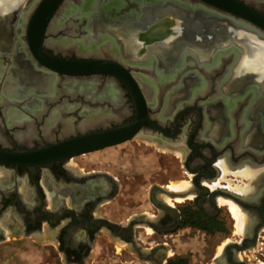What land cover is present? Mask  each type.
<instances>
[{"label":"flooded vegetation","instance_id":"1","mask_svg":"<svg viewBox=\"0 0 264 264\" xmlns=\"http://www.w3.org/2000/svg\"><path fill=\"white\" fill-rule=\"evenodd\" d=\"M98 1L103 2L104 0ZM241 1L264 13V2ZM85 3L87 13L90 4ZM65 4L66 0H59L55 5L54 11L47 21L46 33L41 38L40 48L42 50L58 59L104 58L113 61L125 70L120 71L123 75L128 72L135 79L138 75L145 80H150L149 77L151 76L146 75L145 68L141 65L142 61L132 59L125 53L127 51L125 43L118 39L116 34L129 24L131 26L139 24L144 11L150 8H165L169 4L155 2V0H125L124 5L119 10L117 9L116 13H101L96 16L100 21L102 20L101 22L110 23L112 31H116L115 37L119 41L120 50L125 53V57L122 56V58H117V56L106 52L81 54L74 47L60 48L54 44L55 39L66 35L75 38L76 34L75 39H78L85 36L89 31V17L72 15H69L71 20H66V24L75 29V35L72 34L71 36L68 33V27L55 31L49 29L48 26L53 23L54 18L58 17ZM190 5L193 8H200V5L197 4ZM130 11L132 13L128 14L127 12ZM15 20L14 14L7 27L3 29L1 24L4 22V18L0 14V89L6 75L10 77L8 78L10 85L19 82L16 86L19 92L12 97L9 92L3 89L0 91L1 148L20 151L36 149L39 146L72 139L84 133L123 126L132 122L140 113L139 122L141 124L132 138L140 137L142 142L157 147L162 154L170 153L169 155L180 158L185 173L183 176L188 177V179L180 178L179 180L188 181L189 186L180 190L186 192L184 195L171 198L170 195L165 197L162 195L167 194V190L171 189L170 182L172 180L169 181V184L168 182L153 183L149 190V200L154 206V212L147 210L140 214L139 219H131L129 222L122 223L110 220L104 215H97L95 212L98 207L122 194L121 186L123 183L115 175L114 169L112 167L99 169L90 165L80 166L73 162L75 157L107 147L71 156L35 169L27 165L11 166L0 162V242L5 239V227L1 224V219L5 212L10 210L15 217L13 222L8 224L12 230L28 236L32 232H42L45 227H48L54 231V235L57 237L58 250L62 251L65 258L71 261L83 262L94 236L103 228L111 230L122 240L135 244L134 223L137 220H141L153 229V236L151 237L155 239L156 248H166L167 243L164 241H171V233H175L184 227L187 228L183 226V222L189 217L188 211L191 206L197 210L196 214H201L210 223L220 220L222 204L228 207L229 204L219 202V198H226L224 192L229 191L243 198L244 209L246 210L244 212L248 223L244 231L241 232V237L225 243L221 252L214 255L213 259L215 261L224 250L225 264H253L241 258L240 253L257 244L259 233L264 227V104H261L260 93L255 86L245 84L238 88L231 87V76L237 68L236 65L240 62L241 53L239 52V56L237 53L230 63L227 62L228 60H223L219 62V65L212 66L209 73L206 72L205 66L211 60L209 59L211 55H209L210 57L202 56L194 50L184 51V56L182 53L174 60L154 58L152 67L157 66L164 73L167 72L168 75H170L169 72L173 71L172 77L158 84L159 88L163 86L164 89L160 90L161 93L158 98L156 94L152 100L147 99L144 87L136 79L143 93V99H145L141 109H138L129 87L116 73L111 71L84 75L56 72L57 76L55 75V77L58 80L94 78L99 86L112 83L118 96L117 103H113L107 98L88 100L86 95L79 90L71 92L60 88L56 94L40 91L42 87L37 82L45 77L42 73L43 70H47L46 63L50 64V59L41 60L34 54L33 49L35 47L31 44L28 29L24 30L23 35H15V24L18 23ZM27 22L29 23V20ZM152 53L156 52L152 51L147 54L151 55ZM8 67L10 70L5 72ZM25 87L32 91H40L41 94L28 93L29 91L25 90ZM101 91L104 89H101L98 95L103 94ZM254 92H256L255 98L253 97ZM89 94L91 95V92ZM4 96L7 98H3ZM32 98L44 103L37 113L27 111L23 107L25 101H31ZM228 98L232 99L229 104L226 103ZM4 99L13 104L11 105L12 108L23 110L25 115L20 119L16 118L8 122L5 116V106L2 103ZM63 106H68V109L62 110L60 117L65 121L56 123L47 134L44 126L48 117ZM85 109L101 114L103 111L106 116H103L104 119L99 122L85 126V121L88 118L84 112ZM107 113H111V116ZM66 119H71V122L66 121ZM31 122L33 123L32 129L28 128V124ZM65 126L70 127L71 130L65 132ZM28 132L32 136H28ZM220 160H223L228 167L235 171L244 167H253L259 175L252 181L243 175L244 183L239 185L232 183L231 186L247 188L245 192L233 189L229 186L228 181L227 184L220 186V179H218L222 175ZM108 165L111 166L110 163ZM223 181L226 182V180ZM217 182L219 183L217 184ZM246 184L248 185L246 186ZM202 186H207L208 191ZM214 190L219 191L212 192ZM177 197L181 198L179 201L190 200V202L177 206L174 204V201L179 202ZM142 204V198H139V202L132 205L141 206ZM126 205H128L126 202L121 204L123 215L126 214ZM194 213L195 211H193ZM233 218L235 219L234 216ZM233 225L236 227V223ZM188 227L200 230L193 225ZM202 231L208 233L206 230ZM234 233H236L235 230ZM234 243H238L242 249L238 250L233 245ZM226 247L229 249L227 250ZM137 249L140 251V256L151 259L153 264H159L166 255L164 251L152 252V254L148 252L146 255L140 250L142 248L137 247Z\"/></svg>","mask_w":264,"mask_h":264},{"label":"bare ground","instance_id":"2","mask_svg":"<svg viewBox=\"0 0 264 264\" xmlns=\"http://www.w3.org/2000/svg\"><path fill=\"white\" fill-rule=\"evenodd\" d=\"M35 1H37V0H31V1H29V3L24 5L25 0H0V14L4 18V22L1 24V27L3 29L6 28L8 25V22L10 20L11 14L13 12H15V10L17 11L18 6L24 5L23 6L24 8L22 11L16 12L17 13V19L15 20L16 22H18L17 25H20L23 27L22 31H24L25 30L24 27L26 25H28L27 20H29V22H30V20L33 17V16H30L31 15L30 13H31L33 3ZM51 1H54V0H51ZM172 1H175V0H172ZM178 1L189 5L190 7H191L190 4H197V5H200V7H205V6H202V2L201 3L199 2L201 0H199L198 3L196 1H193V0H178ZM255 1L264 2V0H255ZM85 2L90 4V8L87 11V13L85 11V7H86ZM124 3H125V0H104L103 2H99L98 0H66V4L61 8L58 17L54 18L55 20L53 21V23L50 24V26H48L49 29L55 31L57 29L60 30L61 28L68 27L67 29H69V32H68V30H67V32L69 34H71V36H72V34L75 33V29L72 28V26H69L66 24V20H71L69 15L79 16V17L87 16L90 18V24L88 27V30L90 33L88 36L82 35L83 37L78 38V39H75L77 37V34L76 35L74 34L76 36L75 38L68 37L66 35L65 37L55 39V41H53V43L56 44L60 48L61 47H68V46L70 48L74 47V49L76 51L80 52L81 54L106 52V53H109L113 56L114 55L117 56V58L118 57L122 58V56L125 57V53H127L130 57H132V59L133 58L140 59L142 61L141 65L145 68L146 75L151 76V77H149L150 80L147 79L148 81L142 77H141L142 80H140L141 78H136V79H138L139 83H141V85L144 87L143 88L144 92L146 93V97L149 100L154 99L156 97V94H157V98L159 97V95L161 93L160 90L163 88V86L161 85L162 87L159 88L160 86L158 84H161L162 82L166 81L168 78H171L173 71L169 72L170 75H168L167 72L164 73L157 66L152 67L153 66L152 61H154V58L159 59V56L156 54L157 52L152 53L151 55H149L147 53L152 52V51H156L157 49L159 50L161 48L162 49H165V48L170 49L171 47H174L176 44L178 45L181 43H189L194 47V50H196L195 48H197V50L200 51L199 53H201L202 56H206V55L210 54L211 58H209V59H211V60L205 66L206 72L209 73L210 72L209 70H211L212 66L215 67V65H219V62H221L223 60H226V61L228 60L227 62L230 63L231 59H232V61L234 60L236 54L239 52L238 48H240L239 47L240 45L239 44L236 45L235 42H231V41H233L234 39H241V40L245 41L244 44L247 46V48H249V49L255 48L254 53L256 52L254 55H250V57L247 56V60H245L244 64L246 66H248L247 71H249V73L254 71V73L259 74L261 76L264 75V43L256 42L254 40L255 38L252 39L251 36H248L244 32H240L238 30L235 31L233 28L229 27L225 22L217 23L218 22L217 21L216 23L206 24V23H204L202 21H198V20L192 21L187 17L185 11H181L180 9H177L174 7H169V6L165 7V8H161V9L160 8L159 9L158 8H150V9L144 11L143 16H142L139 24L132 25V26L129 24V25L125 26V28L122 31L119 30V33L116 34V36L118 39H121V41H123L125 43L126 50H127V51L125 50L126 51L125 53L121 52L120 46H119V41L115 37L116 31H112V26L110 23L101 22L102 20L100 21V19L96 18V16H99L101 13H104V14H109V12L114 13L117 9L119 10V8H121L124 5ZM148 5H149V3H148ZM197 5H196V7H197ZM150 6H151V4H150ZM127 13L131 14L132 12L130 11ZM123 22H126V21H123ZM118 24H120V23H118ZM122 24H125V23H122ZM72 25H74V24H72ZM75 28H76V26H75ZM15 30H16V28H15ZM248 33H249V31H248ZM250 33H252V35L254 34L253 32H250ZM233 37H235V38H233ZM202 39H204V40H202ZM261 39L263 40L264 37H262ZM215 41H218L219 44L223 43V45L220 47V49L218 51H215V49H214L213 51L210 52L209 46H211V44ZM257 46L259 48H257ZM155 47H157V48H155ZM39 50H41V48ZM208 51H209V54H208ZM257 51H259V52H257ZM238 55H239V53H238ZM183 56H184V53H183ZM227 56H233V57L228 58ZM99 58H101V57H99ZM94 60L96 61V59H94ZM99 60L105 61V62L110 61V60L106 61V59H104V58L99 59ZM140 60H138V61H140ZM49 61H50V64L46 63L47 67H48L47 70H49V71L43 70L42 74L45 77H42L37 82L38 84L39 83L41 84L42 90H40V91H43L44 93L53 92V94H56L58 89H60V88H62L64 91L68 90L71 92H75L76 90H79V92H82L86 95L88 100H93L94 98H99L102 100L104 98L105 99L107 98V99L111 100L113 103L118 102V96L115 93V90L112 86V83H107L103 86H101V85L99 86L98 82L94 78H84V79L78 78L80 80H69L67 78H64V80H58L55 77L56 70H54L52 68L53 67H59V65L56 62H54L53 60H49ZM124 61H127V60H124ZM200 66H202V65H200ZM236 66H238V65H236ZM60 67H64L65 70L74 69L71 65H65V66L61 65ZM109 67L113 68L110 64L107 65V68H109ZM197 67H198V65H197ZM87 68H89V67H87ZM152 69H153V71H152ZM196 70H197V68H196ZM157 71H159L160 73H158ZM117 72H118V70H117ZM62 73L70 74L67 72H62ZM148 74H151V75H148ZM205 75H206V73H205ZM34 80H35V78H34ZM227 81H228V79H227ZM255 82H256V80H255ZM5 83L6 84L4 85L3 90L6 92H9V95L11 97L19 92L16 89V86L18 85L19 82L18 83L15 82L13 85H10V81L8 80ZM201 84H202V82H201ZM205 86H207V85H205ZM251 86H252V84H251ZM197 88H199V87H197ZM101 89H104V91H101V92H103V94L98 95V92ZM25 90L29 91L28 93H34L37 95L41 94L40 91H32L31 89H28V87H25ZM90 92H91V95L89 94ZM3 98H7V96L6 97L4 96ZM226 100H228V101H226L227 104H229L232 101V99H230V98H228ZM2 103L4 104L3 106H5L4 107L5 108V116H6V119L8 122H11L12 120H14L16 118L20 119L25 115V112L23 110H21L20 108H18V109L12 108L11 105H13V104L11 102H9V100L4 99V100H2ZM24 105L25 106H23V107L25 108V110L33 111L34 113H37V111H40V109L42 108L44 103L42 101L40 102L36 98H32L31 101H29V100L25 101ZM65 109H68V106L61 107L60 109L54 111L51 114V116L48 117L46 125L44 126L45 132L47 134L50 132L49 131L50 128L52 126L56 125V123H63V121H65V120H62L60 118L62 115L61 114L62 110H65ZM84 112H85L86 116H88V118L85 121L86 125L84 124L85 126L99 122L100 120L104 119L103 116L104 117L106 116V113H104L103 111H102V114L97 112V111H91L88 109H85ZM108 114H109V116H111V113H107V115ZM66 121L71 122V119H66ZM32 127H33V123L31 122L28 124V128L32 129ZM70 130H71L70 127H68V126L64 127L65 132H68ZM28 136H32L30 134V132H28ZM69 140H71V139H69ZM63 149H64L63 147H60V148L55 149V151H62ZM0 155H2V154L0 153ZM10 159H12V158H10ZM220 164H221V166L225 167L224 161H220ZM235 173L241 174L242 176L244 175V176L249 177L250 181L254 180L259 175L258 172L253 167L240 168ZM247 185L248 184H246V186ZM188 186H189V182L185 181V180L184 181L179 180V181H174V182L170 183V188L173 191L174 190L180 191L182 189H185ZM212 186H214V185H212ZM231 187H233V189H236L237 191L239 190V191L245 192L247 190V188H245L246 189L245 190L241 186H231ZM176 196H181V195H176ZM177 199L180 200L181 198L179 197ZM220 201H223V202H226L229 204V207L233 213V216L235 217L237 229L241 232L244 231L246 221H247V217L245 216L241 207H239L234 201H232V199L220 197L219 202Z\"/></svg>","mask_w":264,"mask_h":264},{"label":"rangeland","instance_id":"3","mask_svg":"<svg viewBox=\"0 0 264 264\" xmlns=\"http://www.w3.org/2000/svg\"><path fill=\"white\" fill-rule=\"evenodd\" d=\"M29 1L31 0H25L24 5L29 3ZM155 2H159V0H155ZM24 5L18 6L17 11L16 10L15 11L16 12L20 10L22 11L24 8L23 7ZM169 7L177 8L172 4L169 5ZM159 8L161 9L162 7H158V9ZM187 13L188 12L186 11L187 17L192 21L198 20L206 24L216 23L217 21H218L217 23L225 22L229 27L233 28L235 31L238 30L240 32H244L248 36H251L252 39L255 38L254 40L256 42L264 43V39L263 40L261 39L264 36L258 35L257 33H254V32H253L254 34L252 35V33H250L252 31H249L248 33V31L243 30L238 27H234V25L224 21L223 19L211 17V15H209L205 11H195L194 15H190ZM15 16L17 19V13H15ZM89 33L90 32L88 31L86 36H88ZM231 42H235L236 45L239 44L240 46L239 45L238 46L241 47L242 49V53H241L242 58L239 59L240 62L237 66L238 68L235 69V71L237 70L236 71L237 73L235 71L233 73L234 76H232V81H231L232 86L231 87L238 88L245 84H248V85L252 84L258 89L260 93V102L261 104H264V75L261 76L259 74L254 73V71L249 73V71H247L248 66L244 64L245 60H247V56L250 57V55H254L256 53V52L254 53L255 48H252V49L247 48V46L244 44L245 41L241 39H234ZM222 45L223 43L219 44L218 41H215L211 44V46H209V49H210L209 51L211 52L217 47H220ZM190 47H192L194 50V47L189 43H181L178 45L176 44L174 47H171L170 49L161 48L159 50L158 49L157 50L155 49V50L157 52L156 54L161 59L174 60L178 58L185 50H188ZM257 48L259 47L257 46ZM195 49L196 50L194 51L200 52L197 50V48ZM209 51H208V54H209ZM135 59L140 60L138 58H135ZM8 69L10 70V68L8 67L6 68L5 72H7ZM136 76L137 78H141L138 75ZM8 78L10 77L6 75L3 80V84H2L0 91L3 89L5 82L8 81ZM145 96H146V93H145ZM253 97L254 98L256 97V92H254ZM160 152L161 151H158L157 147L152 146L150 143L145 144L144 142H142L140 137H134L120 145H114L112 147H107L99 151H94L91 153H87V154L75 157L73 159V162L79 164L80 166L90 165L94 167L96 166L95 168L104 169V168L111 167L108 165L109 163L108 159H110L111 157L121 158L120 160H123L122 161L123 163H125L126 165H129V169L127 168L128 167L127 166L126 168L128 170H122V171H118V169L114 170L116 174L117 172L118 173L120 172L121 182L124 185H127V188L125 189L121 188L122 194L119 195L120 198H118V200L126 202L129 205H132L134 203L139 202V198H142V201L146 202L147 204V210L150 212H154L153 211L154 206L149 200V195H150L149 190L153 186V183H156V182L166 183V182H169L170 180L174 182L176 180H179L180 178L188 179V177L183 176V174L185 173L183 172L184 168L182 167V161L180 160V158H177L174 155L173 156L169 155L170 153L165 155V154H162V152L161 153ZM149 154H152V160H150V158L147 159L149 157ZM118 161L119 160H114V161L112 160L111 163L117 167V163H119ZM220 161H223V160H220ZM148 162L150 163L153 162L152 166L149 165ZM132 164L135 165L133 168H132ZM220 167L222 171L221 177L218 178L220 179V183H221L220 186L223 184H227V181L229 182V186H231L232 183L238 184V185L244 183L245 181L244 177H242L241 174L235 173L237 172L238 169L235 171L234 169H231L230 167H228L226 164H225V167L221 166L220 164ZM225 173H226V177H225ZM238 175H241V176H238ZM223 180H226V182ZM218 183L219 182H217V184ZM165 196H169V195L164 193L162 197H165ZM185 202L189 203L190 200H184V201H179V202L174 201V204L177 206L179 205L182 206L183 204H185ZM220 202L226 203L223 201H220ZM221 208H222V214L220 215V218H221L220 221L223 223L221 226V230L214 231L212 233L210 232L206 233L205 231H202V229L199 230L195 228H190L188 226H191V225L187 217L183 222L184 223L183 226H186L187 228L184 227L176 231L175 232L176 235L170 237L171 241H173V247L176 248L177 253L181 252L185 254L186 256H188L189 257L188 259L190 260V264H216L213 259V256L221 252L225 243L233 239H239L241 237L242 235L241 231L237 229V226L234 227L233 225L236 222L232 216L233 214L231 213L232 211H230L229 207L224 204H222ZM189 209L190 210L188 212L190 214L191 213L193 214V211H195L194 215H201L199 213L196 214L197 210L194 207L191 206ZM244 214L246 213L244 212ZM234 230L236 231V233H234ZM240 257L243 258L245 261L253 263V264H264V227L261 229V232L259 233L257 244L254 247H251L250 249H245V251H242L240 253Z\"/></svg>","mask_w":264,"mask_h":264},{"label":"water","instance_id":"4","mask_svg":"<svg viewBox=\"0 0 264 264\" xmlns=\"http://www.w3.org/2000/svg\"><path fill=\"white\" fill-rule=\"evenodd\" d=\"M50 1V2H49ZM59 0H37L33 3L31 9V15L33 16L28 25L24 28L25 30L28 29V35L31 38V44L35 47L33 49L34 54L44 59H50L53 61H57L56 63L59 67H53L52 69L56 70V72H67L70 74H93L99 72H114L118 77H120L126 85L131 90V93L134 96L136 101V105L138 109H141V106L144 104L145 99H143V93L139 88L138 81L135 80L134 76L130 73L126 72V75L122 74L120 71L123 70L119 65L114 63L113 61H100L99 59H87V60H67V59H57L52 57V55L47 54L42 49L41 46V38L46 33L47 28V21L50 15L53 13L55 5L58 3ZM198 3L199 0H193ZM160 3L174 5L175 7L179 8L181 11H187V14L194 15L195 11H205L211 17L223 19L224 21L231 23L235 27L241 28L246 31H252L257 33L258 35L264 36V13L252 8L251 6L247 5L246 3L242 2L241 0H201L202 6L200 8H193L179 2L178 0H159ZM170 2V3H169ZM37 9V10H36ZM27 12V11H26ZM16 13L13 12L11 14L10 19ZM3 17V16H2ZM16 31L15 35L20 36L24 34L23 27L20 25L15 24ZM221 47V46H220ZM220 47L216 48L215 51H218ZM193 48H189L185 51H191ZM239 52L242 53L241 47L238 48ZM156 52V51H155ZM210 57L209 55H206ZM206 57V58H207ZM242 57L239 56V59ZM238 59V58H237ZM73 61V62H72ZM237 61V60H236ZM105 63V64H104ZM108 63V64H107ZM97 64V65H96ZM111 65L113 68H107V65ZM71 65L74 69L65 70L64 67L60 66ZM89 67V68H87ZM118 70V72H117ZM125 73V72H123ZM140 113L136 116V118L123 126L113 129H103L100 131L95 132H88L81 134L73 139L69 140H60L58 142H54L51 145L47 146H39L36 149H31L27 151H20V150H9L3 149L0 147V162L9 164L11 166L15 165H27L30 168H37L39 166H48L58 160L67 159L71 156L79 155L82 153L102 149L111 145H115L121 143L127 139L132 138L139 125L141 124L139 121ZM63 147L62 151H55V149ZM12 158V159H10ZM206 191H208L207 186H202ZM219 190H214L212 192H218ZM171 197H175L176 195H184L185 191H173L168 189L166 192ZM224 197L232 199L235 203H237L242 210L244 211V204L243 198L239 197V195L233 192H224ZM246 211V210H245ZM248 220L246 221L247 226ZM257 231H255V234ZM238 250H241L242 247L238 243H234ZM228 250L229 247H226ZM225 253L219 255L215 259L217 264H225Z\"/></svg>","mask_w":264,"mask_h":264},{"label":"crops","instance_id":"5","mask_svg":"<svg viewBox=\"0 0 264 264\" xmlns=\"http://www.w3.org/2000/svg\"><path fill=\"white\" fill-rule=\"evenodd\" d=\"M149 158L152 160V154H149L147 159ZM120 159L118 157H111L108 160L114 170H128L129 165H126L122 162L123 160ZM112 160H119L117 167L111 163ZM152 163L153 162H148L151 166ZM134 166L135 165L132 164V168ZM115 175L119 178L121 177L120 172H117V174L115 173ZM1 179L3 178L1 177ZM121 188L125 189L127 188V185L123 184ZM118 198L120 197L117 196L116 199L107 201L105 205L98 207L95 211L96 214L104 215L115 222L120 221L124 223L129 222L131 219H139L140 214L147 211L146 202H143L141 206H128V204L126 205V214L123 215L121 213V204L125 202L118 200ZM14 218L12 211L8 210L1 219V224L5 227V239L0 242V264H153L151 259L140 256V251L137 247L142 248L140 250L145 254L148 252L151 254L152 252L159 251L166 252V255L162 258V261L159 264H166L176 255L189 258L181 252L177 253L176 248L173 247V241L169 242L165 240L164 242L167 243L166 248H156L155 239L151 237L153 236V229L141 220H137L134 223L135 244L129 241H124L111 230L103 228L94 236L89 252L83 262L71 261L65 258L62 251L58 250L57 237L54 235V231L45 227L42 232H32L26 236L14 229L12 230L8 225L13 222ZM148 229L151 230L149 231ZM174 235L176 234L171 233V236ZM188 264H190L189 259Z\"/></svg>","mask_w":264,"mask_h":264},{"label":"trees","instance_id":"6","mask_svg":"<svg viewBox=\"0 0 264 264\" xmlns=\"http://www.w3.org/2000/svg\"><path fill=\"white\" fill-rule=\"evenodd\" d=\"M188 221L190 222V225H193L195 227H198L202 230H206L207 232H214L216 230H221L222 222L220 220H216L213 222H209L204 218L202 215H194L190 214L188 217ZM166 264H188V258L176 255L173 258H171Z\"/></svg>","mask_w":264,"mask_h":264}]
</instances>
